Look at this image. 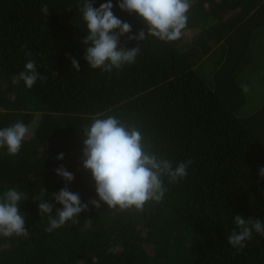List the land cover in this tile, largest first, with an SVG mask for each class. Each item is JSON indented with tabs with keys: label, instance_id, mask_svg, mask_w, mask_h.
<instances>
[{
	"label": "trees",
	"instance_id": "obj_1",
	"mask_svg": "<svg viewBox=\"0 0 264 264\" xmlns=\"http://www.w3.org/2000/svg\"><path fill=\"white\" fill-rule=\"evenodd\" d=\"M111 2L132 29L120 44L140 50L106 72L84 59L80 0H0V129H29L16 155L0 148V198L13 188L23 194L27 230L0 236V264H264V235L253 232L242 249L227 242L234 216L264 221V0H190L173 41H130L145 23ZM252 50L257 61L241 64ZM28 60L43 77L31 88L13 83ZM208 63L209 78L199 73ZM101 113L138 128L146 148L173 167L191 160L185 178H163L161 202L142 211L89 203L98 197L82 166V135ZM61 166L88 210L48 232L38 204L53 203L52 215L62 208L52 199L67 183L56 175Z\"/></svg>",
	"mask_w": 264,
	"mask_h": 264
},
{
	"label": "clouds",
	"instance_id": "obj_2",
	"mask_svg": "<svg viewBox=\"0 0 264 264\" xmlns=\"http://www.w3.org/2000/svg\"><path fill=\"white\" fill-rule=\"evenodd\" d=\"M117 6L121 11L137 14L145 23L144 30L135 36H128L130 41H143L146 34L161 41H173L180 37L186 27L191 4L190 0H119ZM112 9L111 0L102 3L99 8L94 7L91 0H80L79 10L88 33L83 40L84 59L91 69L111 72L133 63L139 53V45L127 49L120 44V38L131 33L132 29L129 23L117 18ZM41 11L48 16L47 5H42ZM26 54L31 55L30 52ZM71 63L72 68L79 72L78 61L72 59ZM38 78L43 80L35 61L28 60L24 71L13 78V83L23 81L26 87L31 88ZM103 116L101 113L93 117L92 123L84 128L82 135V166L90 172L98 197V200L89 203L95 209H99L102 203L108 209L142 211L148 202H161L166 192L163 178L167 177L169 183L185 178L191 160L173 167L172 162L146 148L138 128L123 123L115 116L100 118ZM28 133V127L22 122L0 129V148L6 147L9 155H16ZM63 159V153L57 156V160ZM55 172L67 183L52 196L56 204L62 206L55 210V215H52L55 208L53 203L38 204L40 216L47 215L49 218L48 232L70 220L77 223L75 218L88 210V204L81 202L79 194L71 192L67 187L74 180V175L63 166ZM259 175L264 178V168L259 170ZM22 198L23 194L14 188L7 190L0 198V236L27 234L25 217L19 210ZM234 224L236 230L227 238L233 248L245 247V242L251 240L253 232L264 235V221L259 219L246 220L236 215ZM89 227L90 220L85 223V228Z\"/></svg>",
	"mask_w": 264,
	"mask_h": 264
},
{
	"label": "rangeland",
	"instance_id": "obj_3",
	"mask_svg": "<svg viewBox=\"0 0 264 264\" xmlns=\"http://www.w3.org/2000/svg\"><path fill=\"white\" fill-rule=\"evenodd\" d=\"M192 31H190V33L188 34V36H187V38H186V40H185V44H190L191 42H192V40H193V34L191 33ZM256 53L254 52V50H252V51H250L249 53H248V57H245L244 59H243V61H242V63L241 64H248V63H250L251 61L253 62V63H255L257 60V58H256ZM211 64H207V65H205V67L203 68V69H200V74H202V76L204 75L205 77H210V66ZM206 80V79H205ZM206 82H207V80H206ZM208 83V82H207Z\"/></svg>",
	"mask_w": 264,
	"mask_h": 264
}]
</instances>
